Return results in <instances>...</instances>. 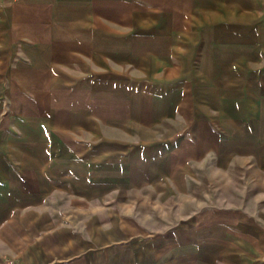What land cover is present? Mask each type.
Masks as SVG:
<instances>
[{
	"label": "rangeland",
	"instance_id": "obj_1",
	"mask_svg": "<svg viewBox=\"0 0 264 264\" xmlns=\"http://www.w3.org/2000/svg\"><path fill=\"white\" fill-rule=\"evenodd\" d=\"M184 1L207 3L154 13L182 73L137 67L91 122L60 112L68 156L33 214L0 221V264H264V0Z\"/></svg>",
	"mask_w": 264,
	"mask_h": 264
},
{
	"label": "crops",
	"instance_id": "obj_2",
	"mask_svg": "<svg viewBox=\"0 0 264 264\" xmlns=\"http://www.w3.org/2000/svg\"><path fill=\"white\" fill-rule=\"evenodd\" d=\"M204 3L193 9L184 0H0V221L25 219L51 193L50 173L59 154L68 156L56 130L63 109H73L67 117L83 125L106 107L96 102L116 106L107 92L139 91L137 67L163 81L180 74L169 51L154 45L171 43L173 24L154 13L205 10Z\"/></svg>",
	"mask_w": 264,
	"mask_h": 264
}]
</instances>
